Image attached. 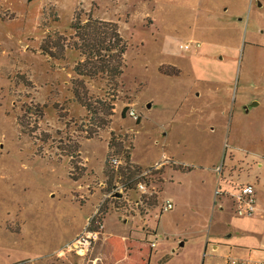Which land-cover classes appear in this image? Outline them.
Masks as SVG:
<instances>
[{
    "label": "rangeland",
    "instance_id": "1",
    "mask_svg": "<svg viewBox=\"0 0 264 264\" xmlns=\"http://www.w3.org/2000/svg\"><path fill=\"white\" fill-rule=\"evenodd\" d=\"M90 14L117 23L127 43L117 86L80 80L76 50L42 53L50 33L68 38ZM144 171L145 191L113 195ZM249 183L256 211L239 215L233 196ZM139 212L150 213L126 216ZM93 217L104 237L152 230L148 241L169 257L154 252L151 264H182L203 240L199 264L217 242L232 245L224 249L236 264L259 260L264 0H0V264L92 263V251L69 258L63 246Z\"/></svg>",
    "mask_w": 264,
    "mask_h": 264
},
{
    "label": "trees",
    "instance_id": "2",
    "mask_svg": "<svg viewBox=\"0 0 264 264\" xmlns=\"http://www.w3.org/2000/svg\"><path fill=\"white\" fill-rule=\"evenodd\" d=\"M71 27L74 33L68 38H64L63 34L50 33L41 44L42 53L54 59H64L67 49L76 50L81 59L76 62L75 73L80 80L85 77L103 78L117 86L118 79L124 74L125 52L128 48L117 23L96 19L91 14L83 20L78 15ZM69 39L73 41L66 44L64 41ZM74 94L77 100L83 98L79 88L74 89ZM22 124L25 125V122L22 121ZM144 179L147 183L152 181L150 176ZM139 182L141 178L129 179L127 188H137Z\"/></svg>",
    "mask_w": 264,
    "mask_h": 264
},
{
    "label": "crops",
    "instance_id": "3",
    "mask_svg": "<svg viewBox=\"0 0 264 264\" xmlns=\"http://www.w3.org/2000/svg\"><path fill=\"white\" fill-rule=\"evenodd\" d=\"M150 212H148V213H150ZM148 213L141 214L139 212V213H135V214L132 213L131 215H129V216L126 215V216L128 218H131V217L135 218L136 216L144 217V216H147ZM88 221H87V223H88ZM125 221H127V220H125ZM87 223H86V225H87ZM151 232H152V230H149L148 233H146V234L144 233L143 236H141V237H138V236H134V237L122 236L121 239H116L113 236L112 237H108V236L104 237V230L102 227V233H101L100 239L96 241L95 245L93 246V248L91 250L92 251V253H91L92 263H90V264H151L152 256H153L154 252L158 256V259L161 257H163V259H166L167 257H169V253L165 249V246H164V248H162V246H159V244L156 243V245L153 247V246H151V243L153 241H148L147 236ZM78 233L79 232L75 233L73 239L76 237V235ZM153 233H156V235H157V229L154 230ZM183 241H184L183 246H180V245L176 246L175 243H172V247H174L173 253H177L186 247L188 242H187V240H183ZM70 242L66 243L63 246V248H65ZM203 245H204V240L202 242L201 247L196 246V248H197L196 251H193V248H192L188 251L182 252L181 255H179L181 263L182 264H199V258L201 257V252L203 251L202 250ZM207 245H210V244L207 242ZM231 246L232 245H230L227 242H223V243L217 242V245L214 246L213 252H212L210 258L208 259L207 263H206V257H205L204 264H236L235 261L230 260L231 254L233 253V252H230L231 249L229 250V252L225 251V249H224V248H230ZM169 247H170V245H169ZM237 247H239V246H237ZM207 251H208V249L206 248V256H207ZM217 251L224 254V256H222V257L220 256V258H222V260L221 261L218 260V262L216 261L217 259H216V255H215ZM67 254H68L69 258L71 256H76V257H80V258L86 257V256H82L76 252H67ZM257 257H259V260H257V262H253V263H263L264 264V244H263L262 248L259 249ZM253 263H251V264H253ZM74 264H78V263L76 262Z\"/></svg>",
    "mask_w": 264,
    "mask_h": 264
},
{
    "label": "built area",
    "instance_id": "4",
    "mask_svg": "<svg viewBox=\"0 0 264 264\" xmlns=\"http://www.w3.org/2000/svg\"><path fill=\"white\" fill-rule=\"evenodd\" d=\"M182 49H189L190 44L185 43L181 45ZM129 115L133 117L134 119H138L139 115L137 114L136 110L134 108L129 109ZM113 167L118 168L119 160L117 157H114L112 159ZM149 171H144L141 173L140 176L137 178L148 176ZM124 188H126V184H119L114 187V194L115 196L121 197ZM138 190H141L142 192L146 190V185L141 181L139 182L137 186ZM256 191L253 185L247 184V185H241V187L238 188V191L236 194H234L235 199V205H236V211L239 215H252L256 211V204L257 200L255 197ZM174 208V204L171 200H167L164 205V210H170ZM93 225H95L93 227ZM102 227L103 224L99 219H95L93 217L92 219H89L85 229L78 234L66 247L65 250L67 252H76L82 256H87L90 251L92 250L94 244L97 240L100 239L101 233H102ZM156 243L152 242L151 246H155ZM253 264H263V263H253Z\"/></svg>",
    "mask_w": 264,
    "mask_h": 264
},
{
    "label": "flooded vegetation",
    "instance_id": "5",
    "mask_svg": "<svg viewBox=\"0 0 264 264\" xmlns=\"http://www.w3.org/2000/svg\"><path fill=\"white\" fill-rule=\"evenodd\" d=\"M196 77L198 78L199 81H200V80H202V81H204V82H206V81H211V80H209V79H206L207 77L203 76L199 71H196Z\"/></svg>",
    "mask_w": 264,
    "mask_h": 264
},
{
    "label": "water",
    "instance_id": "6",
    "mask_svg": "<svg viewBox=\"0 0 264 264\" xmlns=\"http://www.w3.org/2000/svg\"><path fill=\"white\" fill-rule=\"evenodd\" d=\"M256 105H258V102H257V101H254V102L251 104V106H256ZM150 106H151V103L148 104V107H150ZM179 245H180V246H183V245H184V241H181Z\"/></svg>",
    "mask_w": 264,
    "mask_h": 264
}]
</instances>
